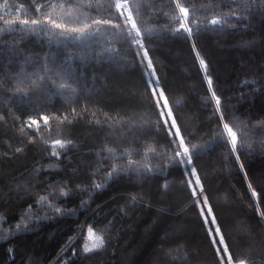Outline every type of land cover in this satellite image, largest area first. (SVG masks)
<instances>
[{"label":"trees","instance_id":"obj_1","mask_svg":"<svg viewBox=\"0 0 264 264\" xmlns=\"http://www.w3.org/2000/svg\"><path fill=\"white\" fill-rule=\"evenodd\" d=\"M38 2L42 0H0V28L4 27V19H12L17 15L20 18H31L34 4ZM134 2L140 6L142 26L157 29L146 37L145 42L150 48V56L155 62L169 104L173 107L184 134L194 144L210 141L217 117L209 103L203 72L194 61L189 42L183 34H175L170 28L159 30L170 24L169 17L165 16L169 11L167 0ZM187 2L199 6L207 5L209 0ZM250 2L253 7L249 13L244 14L246 19L227 21L228 25H237L236 27L217 26L215 31L202 32L196 39L202 55L209 62V74L214 77L217 94L222 97L226 106L227 117L248 124L246 135L252 142V149L245 146L238 153L240 162L245 165L244 171L240 170L235 157L226 150L223 143L210 144L206 150L201 151L194 158V166L202 177L205 195L230 251L237 256L246 257L252 264H264L253 250L243 251L244 236L235 237L233 241L227 233V227L231 226L234 218L245 217L252 224V239L264 249V218L256 215V202L247 188L248 181L244 179V172H247L249 181L256 190L262 191L252 175L256 176L260 171L256 162L264 160V152L261 151L264 127L257 123L264 119V75H261L264 73V66L249 62L241 73H230L227 80L232 79L231 95L228 93L230 89L225 87L230 86L229 82L226 84L212 68L217 51L210 44L215 39L224 44H236L238 48H247L257 42L258 36H264V4L262 0ZM105 3L106 0H100L101 6L92 14L105 15ZM222 3L224 11L232 7V0H222ZM198 15L210 18V10L206 7L200 8ZM256 23L258 28L254 33L252 26H256ZM117 46L123 49L125 44ZM9 47L14 53H20L16 55L17 58L29 59L27 65L20 66L16 60H6L3 53ZM72 50L71 47L58 48L35 35L22 33L18 25L14 29L0 31V117H3L0 119V264H150L152 255L156 254L161 259L165 251H174L172 246L178 244L182 245L179 248L181 253L171 257L174 254L170 252L171 259L168 264H176L177 260L185 257L186 262L195 264H206L207 261L217 264L214 252L209 247L203 220L198 210L189 203V193L182 183L185 179L183 168L176 164L165 166L166 157L145 153L146 148H155L158 153L166 152L165 146L169 141L165 134L157 133L154 128L143 132L132 129L135 134L129 141L117 140L118 136L112 134L126 128L127 124L121 127L105 122V113L115 120L131 118L133 114L139 116L141 113L148 114L153 121L156 119L147 106V98L143 95L141 69L131 53L121 51L119 54L127 57L126 61H118L125 63L128 68L121 72L118 70V62L97 63L94 50L91 62L76 61L73 65L77 75L83 74L77 93L57 95L49 88L42 92L34 89L24 99L25 105H16L15 100L21 97L12 95L11 90L17 86L19 74L33 72L43 63L46 54L49 57L62 58L67 51ZM172 54H176L179 60L173 59ZM251 54L246 55L250 58ZM182 55L187 56V62L181 60ZM259 55L261 60L264 59V55ZM186 79L193 82L190 91L173 93L185 87ZM246 80L257 82L245 84ZM38 96L39 102L34 101ZM35 102L37 104L33 106ZM37 105L57 115L68 116V122L62 125V138L71 140L72 144L67 149L60 150L59 158L52 156V149L45 147L39 140L35 143L29 142L28 137L35 135L33 131H20L22 121L37 110ZM85 107L88 109L86 113L72 114L73 108L81 113ZM189 107H193L198 114V121L192 126L194 131L186 126L182 116V110H188ZM3 123H10L11 128L17 131L18 141L9 140ZM105 145L116 148L118 153L125 150L132 153L131 156L125 155L122 160L116 161L121 165L132 159L150 163L156 170L144 175L132 171L113 176L103 188L92 192L93 181L102 183L113 162L111 157L101 151ZM17 148H21V151L16 152ZM79 159L85 161L84 164H80ZM211 159L220 160L218 169L224 171L226 179L231 180L236 191L242 193L248 204V211L242 205L225 206L213 200V194L225 188L227 182L224 179H218L214 184L209 181L210 170H213L209 163ZM29 173L36 177L32 191L24 196L19 191L7 198L3 197L13 180ZM61 187L67 189V195L57 198ZM53 191L56 195L49 199L55 202L56 207L71 210L70 214L45 211L47 201L43 202V206L36 204L39 196ZM162 193L167 197L165 206L169 213L160 210L164 208L160 199ZM132 194H139L142 202L131 203L130 205L137 206L140 202V205L129 213L126 203L132 198L126 200V197ZM82 201L87 203L82 204ZM29 205L33 206L31 213L27 211ZM29 214L47 218L38 222L33 220L26 231H17V225ZM174 221H179V229L173 232L171 225ZM89 227H93L97 234L104 237L105 246L84 253V245L91 243L87 239ZM258 227L262 228L261 235L257 234ZM29 250L36 255L31 260L26 258ZM101 255H105L106 260L102 263L96 262L101 259Z\"/></svg>","mask_w":264,"mask_h":264},{"label":"snow or ice","instance_id":"obj_2","mask_svg":"<svg viewBox=\"0 0 264 264\" xmlns=\"http://www.w3.org/2000/svg\"><path fill=\"white\" fill-rule=\"evenodd\" d=\"M167 5L169 11L165 13V16L169 17L170 24L162 26L159 30L165 31L170 28L175 34H183L189 42L190 53L194 61L198 63L203 72V80L207 84L209 93V103L212 104L213 114L217 117L210 141L204 144L191 143L178 123L162 86L155 62L150 56V48L145 42L146 37L157 29L142 26L140 6L134 0H106L103 5L106 13L103 16L92 14L97 7L101 6L100 0H42L34 4L31 18L27 16L20 18L17 15L12 19H4V27L0 28V31L14 29L18 25L22 33L35 35L49 44H55L58 48L71 47L73 49L67 51L62 58L49 57L46 54L43 63L38 65L33 72L19 74L20 79L17 86L11 92L14 96H20L22 100L28 98L34 89L42 92L45 88H49L57 95H72L78 92L83 79V74L77 75L74 71L73 65L76 61L91 62L95 50L97 63L114 64L120 60L126 61V56L119 55L121 51L131 53L134 61L140 66L144 83L143 95L147 98V106L152 110L151 115H155L156 119L153 121L148 114L141 113L139 116L133 114L131 118L115 120L114 117L105 113V122L121 127L127 124L128 130L136 129L143 132L154 128L157 133L163 132L169 141L165 146L167 151L158 153L155 148H146L145 153L166 157L165 166L176 164L183 168L185 179L182 183L189 193V203L198 210L203 220L209 247L214 252L217 264H252L246 257L237 256L230 251V246L225 241L213 208L205 195V187L201 175L194 166V158L201 151L206 150L210 144L223 143L226 150L235 157L240 170L245 169L238 153L245 146L252 149V142L246 135L248 124L236 118L227 117L226 106L223 104L222 97L217 94L214 77L209 74V62L202 55L196 38L202 32L215 31L217 26L236 27L237 25H228L227 21L246 19L244 14L250 12L253 3L250 0H232V7L228 11L223 10L222 0H209L207 5L199 6L189 4L187 0H167ZM204 7L210 10V18L198 15L199 9ZM19 11L18 8L17 13ZM120 44H125V47L121 49L117 46ZM76 49L78 51H75ZM13 54L19 55L20 53ZM256 82V80L244 81L245 84ZM36 108V111L22 121L20 131L24 132L26 129L33 131L35 135L28 137L29 142L35 143L39 140L45 147L52 149V156L59 158L60 150L67 149L72 144L71 140L62 138L64 133L62 125L68 122V116L41 109L40 105ZM87 111L85 107L81 113H77L73 108L72 114L81 115ZM96 122L100 123L99 120ZM257 123L264 127V119ZM20 151L21 148L16 149V152ZM101 151L111 157L113 162L102 183L93 181L92 192L103 188L113 176L128 174L132 171L144 175L156 170L150 163H141L132 159H128L127 164L124 165L117 163L116 161L122 160L125 155H132L127 150L118 153L116 148L105 145ZM261 151L264 152V142L261 143ZM261 175L264 176V169ZM244 179L248 181L247 188L251 198L256 202V215L264 218V190L260 192L256 190L249 181L247 172H244ZM53 195H56L55 191L39 196L36 204L43 206V202L47 201L45 211L51 210L53 214H70L71 210L55 206V202L49 199ZM65 195H67V189L61 187L57 198ZM91 195L90 192L89 196ZM136 199L133 196L129 203H134ZM85 203L87 202L82 201V204ZM32 207L29 205L27 210L29 213ZM45 218L47 217L31 214L24 216L16 230L26 231L33 220L38 222ZM87 234V239L91 243L84 245V253H90L105 246L104 237L97 234L93 227L87 229Z\"/></svg>","mask_w":264,"mask_h":264},{"label":"rangeland","instance_id":"obj_3","mask_svg":"<svg viewBox=\"0 0 264 264\" xmlns=\"http://www.w3.org/2000/svg\"><path fill=\"white\" fill-rule=\"evenodd\" d=\"M264 21V20H263ZM257 23L256 26L254 24V26H252V32L256 33L257 32ZM251 32V33H252ZM260 35V34H259ZM211 46L216 49V59L214 61L213 65V69L216 71V73L220 76L219 78H222L225 83L227 84V82H229L228 84H230V86L226 85L225 87H228L230 89V91L228 92L229 94H233V92L231 91V84H232V79L230 78L229 80H227L228 75L234 74V72H238L241 73L244 70V67L246 66L247 63L251 62L253 64H257V65H262L264 66V59L261 60V57L259 54L264 55V36H258V40L257 42H255L252 46L249 47H243V48H238L236 44H224L223 42H218L215 39H212L210 42ZM254 51V54L252 55L251 52ZM14 51L9 47L5 53H3V56H5L6 60H11L14 61L16 60L19 64L22 65H27L29 59H19L16 57V55L13 54ZM246 54H251L252 56H250V58L247 57ZM24 57V55H23ZM173 59H178V56H176V54H172L171 56ZM181 60H184V62H187V56L186 55H182L181 56ZM180 58V57H179ZM118 66V70L121 72H125L128 68L127 65L125 63H120L118 62L117 64ZM121 69V70H120ZM190 79H186L185 83V87L181 88V90L179 91H175L173 93H187L188 91H190L191 85L192 83L189 81ZM264 97V96H263ZM39 96L34 100V101H38L39 102ZM24 102H26L24 99L22 100L21 98L16 99L15 103L16 105H25L23 104ZM35 104H37L36 102L34 104H32L33 106H35ZM42 104V103H41ZM197 111L193 108V107H189L188 110H185V108L182 110V116H183V120L186 124V126L191 129L192 131H194V128L192 127L194 124H196V121H198V117H197ZM3 127L4 130L7 132V136L9 138L10 141L12 140H17L18 141V134L17 131H15L14 129L11 128L10 123H3ZM127 128V127H126ZM122 129L120 131H116V134H112L115 136H118L117 140H125V141H129L132 136L135 134L134 131L132 130H128V128L126 129ZM126 129V130H125ZM5 132V134H6ZM113 132V131H112ZM127 132V134H126ZM81 160V159H79ZM85 161L81 160L80 164H84ZM219 162L220 160L217 159H211L210 160V164H211V169L210 170V174H209V181L210 182H214L218 179H224L227 183H226V187L220 189L219 191H217L216 193L213 194V200L218 203V204H222L225 206H231V207H238L239 205H242L246 211L249 210L248 204L246 203L245 199L243 198L242 193L236 191L235 189V185L233 184V182L231 180H229L228 178L226 179V176L224 174V171H221L218 169L219 166ZM255 163V162H254ZM256 164L259 166L260 171L256 173L255 175H252L254 181L256 182V184L262 189L264 190V176L261 175L262 169H264V160H259L256 162ZM36 177L33 176L32 174H26L23 175L22 177H20L19 179L13 180L9 186L10 188L8 189L7 192L3 193V197H8V195H14L16 193H18L19 191L21 192V195H26L27 193H29L30 191H32V189H34V185L36 182ZM137 183V182H136ZM172 192V191H171ZM170 192V193H171ZM8 193V194H7ZM133 196H135L137 199L136 201H141L142 202V198L139 194L136 195H130L126 197V200L131 199ZM235 196V198L233 197ZM161 202L164 205V208H160V210L164 211L165 213H169V209L167 206H165L166 202H167V197L165 194L162 193V195L160 196ZM235 200V201H234ZM139 204L136 206L130 205V203H126V207L128 209V212L130 213L132 211V209H136ZM182 210H179V212H181ZM263 221V220H262ZM252 224L247 221V218H234L232 220V224L231 226L227 227V233L230 236V238L234 241L235 237H239V236H244L243 240H244V247H243V251H250L253 250L257 256H259V260L261 262H264V249L263 247L258 246V244H255L254 240L252 239V236L250 234V226ZM58 229V228H57ZM60 229V228H59ZM58 229V230H59ZM179 229V221H174L172 222L171 225V230L177 231ZM257 234H262V228L258 227L257 228ZM57 231V230H56ZM179 246V247H178ZM182 245L178 244V245H174L173 250L175 251H165L161 257V259H158V257L156 256V254L151 256V260H150V264H168L170 262L169 259H171L170 256V252H173V256H179L180 255V247ZM135 248V246H134ZM28 252V251H27ZM26 252V258L27 260H31L33 259V257H36V255H33V253H31V250H29V252ZM241 252V251H239ZM188 256H189V252H188ZM186 258V257H185ZM183 260H177L176 264H195V263H191V262H186V259ZM106 260L105 255H101V259L96 260V262L102 263ZM93 262V260H91ZM125 263V258H124V262ZM206 264H211L209 261L206 262Z\"/></svg>","mask_w":264,"mask_h":264},{"label":"bare ground","instance_id":"obj_4","mask_svg":"<svg viewBox=\"0 0 264 264\" xmlns=\"http://www.w3.org/2000/svg\"><path fill=\"white\" fill-rule=\"evenodd\" d=\"M185 254V253H184ZM182 258V257H181ZM180 260V259H179Z\"/></svg>","mask_w":264,"mask_h":264}]
</instances>
